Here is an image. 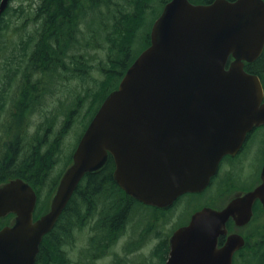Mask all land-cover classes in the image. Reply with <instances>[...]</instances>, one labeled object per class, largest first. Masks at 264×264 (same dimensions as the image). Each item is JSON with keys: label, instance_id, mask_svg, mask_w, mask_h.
Segmentation results:
<instances>
[{"label": "water", "instance_id": "obj_1", "mask_svg": "<svg viewBox=\"0 0 264 264\" xmlns=\"http://www.w3.org/2000/svg\"><path fill=\"white\" fill-rule=\"evenodd\" d=\"M9 0H0V16ZM149 45L103 99L59 178L49 210L33 220L36 192L21 178L0 185V264H34L77 185L111 156L112 178L128 196L156 208L203 191L221 158L234 155L254 127L264 124V91L246 72L264 47L263 0H169L153 21ZM261 182L221 210L204 207L169 237L164 264H231L244 245L225 223L247 224L252 205L264 209Z\"/></svg>", "mask_w": 264, "mask_h": 264}, {"label": "trees", "instance_id": "obj_2", "mask_svg": "<svg viewBox=\"0 0 264 264\" xmlns=\"http://www.w3.org/2000/svg\"><path fill=\"white\" fill-rule=\"evenodd\" d=\"M12 1L9 0L0 16V114L5 101L9 99L15 106L22 99L21 106L28 109V104H31L29 99L37 98L47 85L48 93L56 80L57 86L68 78L83 82L87 77L85 71L90 68L85 59L86 51L89 48H103L108 51V64L103 69L104 80L99 82L91 78L93 86L84 88L83 97H79L76 105H73V108L77 107L79 101L87 97L97 102L91 113L92 118L103 99L116 89L128 67L139 55L140 52L134 55L136 38L147 15L153 12L155 3L159 1L163 7L169 0H23L27 7L21 4L19 12L11 7ZM211 1L213 0H189L193 4H207ZM98 15L101 17L100 29H95L92 23ZM15 20L20 25L15 27ZM29 24L31 28L28 30ZM82 25L87 32L83 33ZM7 32L16 35L15 42L8 41L13 36H8ZM149 32L144 37L142 50L150 43ZM245 70L258 76L264 91V50L253 63L245 65ZM19 76L20 80L15 82ZM116 80L117 83L112 86V82ZM14 83L17 84V90L8 96L10 86ZM73 108L66 112L67 122L74 113ZM9 117V121L17 120L16 115L11 113ZM7 126L4 123L1 129ZM9 132L8 128L5 129L6 135ZM43 142V136L28 139L22 134L20 138L16 137L5 143L0 152V184L21 178L33 187L37 196L34 219L47 211V205L42 201L41 187L56 162L54 159L58 151V139L45 150ZM68 165L52 180L49 191L51 196ZM113 171L114 163L111 156H108L100 169L83 176L54 226L43 236L34 264H70L67 248L75 240L74 231L83 230L89 223H92L90 229L95 233L90 236V250L86 259L80 260L78 264H94V259L96 261L98 257L101 258L100 255L122 235L125 223L134 211L147 217L139 211L140 207L154 212L152 218L155 220L147 224V227L154 226L158 233L157 227L167 221L165 215L128 196L113 180ZM262 214L264 213L260 212L259 217ZM11 219L12 215L0 219V228L9 224ZM262 234L264 233L260 234V241L254 245L252 252L247 254V264H264ZM154 251L163 258L167 253L165 243H159Z\"/></svg>", "mask_w": 264, "mask_h": 264}, {"label": "rangeland", "instance_id": "obj_3", "mask_svg": "<svg viewBox=\"0 0 264 264\" xmlns=\"http://www.w3.org/2000/svg\"><path fill=\"white\" fill-rule=\"evenodd\" d=\"M114 1L118 2V0ZM10 4L13 10L17 11L21 4L23 7H27V3L23 0H13ZM161 7L162 3L158 1V3H155L154 5L153 12L147 15L144 26L141 28V31L136 38L134 55L138 54L143 49L145 44L144 37L147 32H149L151 24L159 14ZM91 20L94 19L91 18ZM95 20L96 21L92 23V25L95 29H100L101 17L98 15ZM18 25H20L19 22L16 23L15 27ZM30 25L31 24L28 26V30L31 28ZM81 28L83 33L87 32L85 26L82 25ZM7 35L13 36L11 40H8L10 43L15 42L16 35L13 33L11 34L10 32H7ZM98 36H100L99 32ZM85 59H87V64L90 68L85 71L87 77H85L83 82L74 78H68L57 86L58 81L56 80V82H53L55 85L52 86V89L48 93L46 91L48 87L47 85L44 88L45 91L41 90L37 98L29 99L28 102L31 101V104H28V109H24V107L21 106L22 99L18 102L19 104L17 103V106H15L10 103V99L8 98L9 100L5 101L4 108L0 114V152L5 146V143L16 137L20 138V135L22 134H25L28 139L43 136V150H45L55 139H58V151L54 159L56 162L53 164L52 169H50L51 171H49L46 180L43 181L41 187L42 201L44 200L43 204L47 205V210L51 199L49 191L52 186V180L54 181L56 179L57 174L64 169L66 164H70L69 156L73 153L79 138L90 121L91 113L94 107L96 108L97 102L95 103L92 99L87 97L79 101L77 107L73 108V105H76L75 102L79 97H83L84 88L87 89L93 86L90 82L91 78L96 79L99 82L104 80L105 76L103 69H105L108 64V51L103 48L96 50L89 48L86 51ZM17 80H20V76L17 77L15 82H17ZM117 81L118 80L112 82V86H114ZM16 86V83L10 86L8 96H11V93L14 90H17ZM71 108L74 109V113L67 122L66 118H68V115L66 112H68L69 109L70 112L72 110ZM10 113L16 115V121H9ZM4 123H6V125L8 124V126L1 129ZM7 128L10 131L8 135L5 133V129ZM15 134L17 135L16 137ZM231 191L232 190H226V192L222 193L216 201L221 202L223 199H227ZM210 192L211 190L202 196L182 198V204L177 207L174 217H166L167 221H165L161 227H157V230L159 229V231L157 233L155 230L156 233L161 237L170 234L176 226V220H186L188 215L197 210L203 204L202 201H205L206 197L210 196ZM140 208L139 211L146 214L147 217H143L134 211L126 221L117 245H111L109 249H106L104 254L100 255L101 258L98 257L96 261L95 259L94 261L92 260L94 264H160L158 258H156V251H154L157 245V238H155L156 233L151 236L150 232H148L149 229H147V224L155 220L152 218L154 212L150 209H144L145 207ZM91 224L92 223L85 225L83 230L74 231L75 240L72 246L67 248L70 264H78L80 260L82 261L86 259V254L90 250V236L95 233L94 230L90 229ZM263 224V221L259 218L254 222V226H261V229L264 226ZM261 233H264V231L261 230ZM262 235L264 236V234Z\"/></svg>", "mask_w": 264, "mask_h": 264}, {"label": "flooded vegetation", "instance_id": "obj_4", "mask_svg": "<svg viewBox=\"0 0 264 264\" xmlns=\"http://www.w3.org/2000/svg\"><path fill=\"white\" fill-rule=\"evenodd\" d=\"M263 165L264 124L258 127H254L249 133H247L242 146L239 148L236 154H227L221 158L216 168V172L210 178L207 187L203 191L198 193H185L176 198L171 205L164 208L148 206L157 209L159 213H161L163 216L165 215V217L167 218H173L177 207L182 204V198L202 196L203 194L205 195V193H208L211 190L210 196H207L205 201H202L203 204L197 210L190 213L186 220H176V226L167 236L161 237L160 235H158L154 230V226L147 227V229H149L148 232H150L151 236L156 233V247L159 243L164 242L167 248V253L163 258H161L159 254L156 253V258H158V262L160 264L165 263L169 253V237L171 236L174 230L187 225L191 215L194 212L204 207H209L215 210H221L228 204V202L232 198L243 195L244 193L254 189L261 182L260 177ZM226 190H232L227 199H223L221 202L216 201L222 195V193L226 192ZM260 212L264 213V209L261 206V203L256 200L252 205V216L247 224L236 225L233 219L229 218L225 223V234L219 235L217 237V249L222 248L226 244L229 235L237 234L242 237L244 245L242 247L237 248L232 253L231 264H247V254H250L252 252V249L254 248V245L257 244L258 241H260L259 237L261 234V230L264 231V226L262 227V229L260 228V225V227L254 226V222L258 218L264 223V214L259 217ZM13 217L14 216L12 215V218ZM118 241L119 238L115 240L114 244L117 245Z\"/></svg>", "mask_w": 264, "mask_h": 264}]
</instances>
